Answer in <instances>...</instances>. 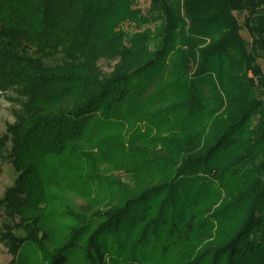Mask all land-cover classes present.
<instances>
[{
	"label": "trees",
	"instance_id": "trees-1",
	"mask_svg": "<svg viewBox=\"0 0 264 264\" xmlns=\"http://www.w3.org/2000/svg\"><path fill=\"white\" fill-rule=\"evenodd\" d=\"M129 2L0 0V91L17 103L0 154L18 173L0 241L42 250L48 170L72 157L76 192L116 193L94 224L67 210L80 226L52 264L87 230V264H264V0ZM102 120L117 134L96 136Z\"/></svg>",
	"mask_w": 264,
	"mask_h": 264
},
{
	"label": "rangeland",
	"instance_id": "rangeland-1",
	"mask_svg": "<svg viewBox=\"0 0 264 264\" xmlns=\"http://www.w3.org/2000/svg\"><path fill=\"white\" fill-rule=\"evenodd\" d=\"M149 3V0H130L128 5L131 8H140L143 11H147L150 5ZM245 16V12L235 14V18L240 24H243ZM146 27L148 25L143 26V29ZM123 28L130 31L134 30L127 24ZM241 35L245 40L250 41V36L245 29L242 30ZM260 62L262 63V61ZM115 63L102 59L99 62V66L103 71L108 73L112 71ZM16 107L15 94L12 91H0V137L7 132L8 124L14 122V109ZM117 132L118 128L116 124L102 120L97 126L95 135H116ZM76 164L77 161L74 158L68 157L66 159L64 157L63 161L54 160L49 167L48 174L52 177L51 189L49 191V207L46 210L41 225L44 227V231H47L50 235L42 242V250L38 249L33 242L26 241L21 246L18 256H16L0 241V264H52L54 260L53 255L56 254V250L61 245L67 242L71 229L80 226V223L66 214L69 209L74 212L86 213L88 215V221L92 224L95 223V220L92 219L94 208L107 205L111 201L110 196L116 193L115 187L109 183L101 186L99 190H95V186H93L92 194L89 198L81 196L75 191V179L82 173V171L76 173V170L72 169ZM102 168V176H105L109 182L114 180L126 185L130 184L129 186L133 184V181L130 180V175H128L125 169H117L113 164H104ZM17 177L18 173L7 157L6 152L3 155L0 154V198L4 196L8 187L14 185ZM90 186L91 184L80 185V187L88 188ZM4 220L5 214L0 208V225ZM90 233L91 230L85 231L84 236L79 239L78 243L66 252L67 260L63 264H87L85 259V241ZM17 234L24 235L25 232L18 230Z\"/></svg>",
	"mask_w": 264,
	"mask_h": 264
}]
</instances>
